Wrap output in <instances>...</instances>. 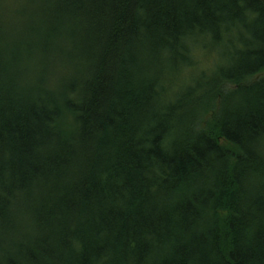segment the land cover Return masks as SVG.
Here are the masks:
<instances>
[{
    "label": "trees",
    "instance_id": "trees-1",
    "mask_svg": "<svg viewBox=\"0 0 264 264\" xmlns=\"http://www.w3.org/2000/svg\"><path fill=\"white\" fill-rule=\"evenodd\" d=\"M0 264H264V0H0Z\"/></svg>",
    "mask_w": 264,
    "mask_h": 264
},
{
    "label": "rangeland",
    "instance_id": "rangeland-1",
    "mask_svg": "<svg viewBox=\"0 0 264 264\" xmlns=\"http://www.w3.org/2000/svg\"><path fill=\"white\" fill-rule=\"evenodd\" d=\"M209 62V59H208V61H207V63Z\"/></svg>",
    "mask_w": 264,
    "mask_h": 264
}]
</instances>
